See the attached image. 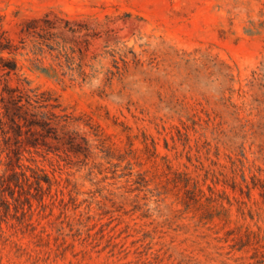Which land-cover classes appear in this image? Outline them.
Returning <instances> with one entry per match:
<instances>
[{
	"label": "rangeland",
	"instance_id": "374dc122",
	"mask_svg": "<svg viewBox=\"0 0 264 264\" xmlns=\"http://www.w3.org/2000/svg\"><path fill=\"white\" fill-rule=\"evenodd\" d=\"M0 40L56 104L0 121V264H264V0H0Z\"/></svg>",
	"mask_w": 264,
	"mask_h": 264
},
{
	"label": "trees",
	"instance_id": "16d2710c",
	"mask_svg": "<svg viewBox=\"0 0 264 264\" xmlns=\"http://www.w3.org/2000/svg\"><path fill=\"white\" fill-rule=\"evenodd\" d=\"M5 49L13 51L8 42L6 43L0 40V67L6 69L7 74H11L12 71H17L19 63L15 57H5L1 54ZM33 98L42 105L56 106V104L52 102V98L46 95L45 91L36 92V96L29 95L27 103H24L22 102L23 95L19 87H14L5 83L3 89H0V108H3L2 110L0 109V121L4 123V118H8L10 127L16 132L17 136L23 134V126L25 125L28 127L27 131H30L32 134H37L43 129L47 131L51 129L49 120H34L29 117L30 105L33 104ZM38 126L41 127V129L37 128ZM19 140L20 138L17 141L19 142Z\"/></svg>",
	"mask_w": 264,
	"mask_h": 264
}]
</instances>
